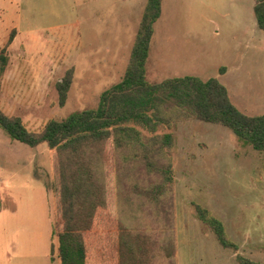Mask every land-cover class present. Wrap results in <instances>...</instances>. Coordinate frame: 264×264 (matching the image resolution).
Segmentation results:
<instances>
[{
    "label": "rangeland",
    "instance_id": "obj_1",
    "mask_svg": "<svg viewBox=\"0 0 264 264\" xmlns=\"http://www.w3.org/2000/svg\"><path fill=\"white\" fill-rule=\"evenodd\" d=\"M146 2L0 0V49L14 35L0 78L2 111L39 131L52 119L96 108L101 93L125 74ZM254 5L255 0H163L147 81L215 78L241 112L264 116V31L257 28ZM71 68L74 80L61 107L56 84ZM160 132L175 140L165 239L172 264H239L237 255L264 264V153L228 128L201 121ZM58 176L55 152L45 144L13 142L0 129V180L9 187L4 200L0 194V208L10 210L0 224L10 264H59L52 237L60 224ZM110 194L108 208L99 210L86 234L91 264H117L115 193ZM197 206L223 224L237 251L219 245L197 217Z\"/></svg>",
    "mask_w": 264,
    "mask_h": 264
},
{
    "label": "trees",
    "instance_id": "obj_2",
    "mask_svg": "<svg viewBox=\"0 0 264 264\" xmlns=\"http://www.w3.org/2000/svg\"><path fill=\"white\" fill-rule=\"evenodd\" d=\"M162 1L147 0L125 74L101 93L96 108L52 119L39 131L28 130L19 117L0 108V129L13 142L29 148L45 144L56 153L60 224L53 227L52 237L57 240L59 264H91L86 234L93 230L99 210L108 208L111 190L116 203L117 264H172L165 239L171 230L175 140L161 130L195 120L220 125L264 153V116L241 112L217 79L185 76L147 81ZM253 12L257 28L264 31V0H255ZM13 36L0 49V78L9 64ZM73 80L71 68L56 84L61 107ZM196 209L219 245L237 251L223 224L200 206ZM54 252L52 245L51 261ZM237 261L259 264L240 255Z\"/></svg>",
    "mask_w": 264,
    "mask_h": 264
},
{
    "label": "crops",
    "instance_id": "obj_3",
    "mask_svg": "<svg viewBox=\"0 0 264 264\" xmlns=\"http://www.w3.org/2000/svg\"><path fill=\"white\" fill-rule=\"evenodd\" d=\"M152 40H153V38H152ZM0 183H1L0 184V192H1L0 194H1V198H2L1 200H4V196H5L6 192L8 191L7 189L9 187H7V185H3V180H0ZM7 211H10V210H8L5 207L0 208V218L1 219H3V217ZM0 240H1V244H2V247L0 248V264H10L11 257L9 254H6V249L3 247L4 243H5V227H4L3 223L0 224ZM49 262H50V260H49ZM49 264H52V263L50 262Z\"/></svg>",
    "mask_w": 264,
    "mask_h": 264
}]
</instances>
